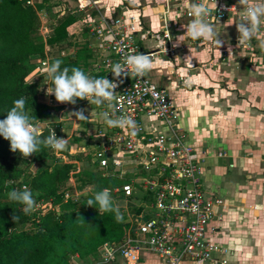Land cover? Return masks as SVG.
<instances>
[{"label": "built area", "instance_id": "obj_1", "mask_svg": "<svg viewBox=\"0 0 264 264\" xmlns=\"http://www.w3.org/2000/svg\"><path fill=\"white\" fill-rule=\"evenodd\" d=\"M65 1L68 0L54 2L53 12L58 16L63 15L66 10L80 12L83 15V26L96 40L92 47L95 57L90 62L89 76L105 77L118 83L111 104L105 102L94 107L100 113L114 112L113 118L130 115L139 129L135 136H131L127 130L110 128L104 123L93 139L95 150L91 152V156L96 159L94 164L97 168L106 170L110 165V170L121 177V167L129 164L133 174H141L132 178L131 183L125 182L114 187L112 192L118 191L126 199L133 195L135 188L139 187L143 191L141 203L133 205L142 207L138 213H131L127 205H121L127 223L122 238L116 244H101L98 260L94 264H110L117 257L126 264H135L144 254L156 256L161 264H229L230 250L211 238L223 220L226 200L221 196H206L203 192L200 178L206 154L194 149L178 132V106L165 88L155 84L147 76L140 78L129 74L116 78L109 70V66L116 62L123 64L129 54L142 53L152 57L163 54L174 58L177 49L183 50L186 46L181 44L173 47L177 38L172 33L179 28L187 34L186 29L194 18L188 7L189 0H161V10L157 12L159 27L154 31L144 30L139 11L112 16L103 10L102 0H72L74 4L64 10L67 6ZM25 3L33 5L34 1L26 0ZM243 12L244 8L238 4V0H217V9L213 10L215 16L208 19L210 22H239ZM178 18L182 19L180 24L176 21ZM164 21H168V31L164 28ZM235 22L232 23L235 30L232 46L220 50L218 58L224 61L235 54L236 50L250 51L254 48L258 49L260 59L264 62V19L258 35L244 45H238L239 34ZM40 30H43V35L42 32L39 33L44 37L49 28L45 24L40 26ZM168 32L172 39L165 40L164 52L158 46V37L167 38ZM145 40H152L153 45L144 49ZM46 64L45 57L40 61L39 72ZM49 97L52 105L64 108L68 104L57 102L54 95ZM81 100L92 102L91 99ZM85 117L88 122L95 121L88 114ZM144 118L154 119L158 122V127L150 128L143 122ZM40 123H44V126H39ZM54 123L43 121L35 125L42 127L41 130L46 128L49 135V126H52L55 134L57 132ZM78 149L85 151L83 145ZM116 153L121 155L117 156ZM215 155L221 156L223 153L216 152ZM67 196L66 193L65 198Z\"/></svg>", "mask_w": 264, "mask_h": 264}, {"label": "trees", "instance_id": "obj_2", "mask_svg": "<svg viewBox=\"0 0 264 264\" xmlns=\"http://www.w3.org/2000/svg\"><path fill=\"white\" fill-rule=\"evenodd\" d=\"M25 1L0 0V120L6 118L15 100L23 98L25 111L35 124L48 120L51 110H63L62 106L39 101L41 91L36 81L27 84L40 74L39 64L47 53L45 47H57L55 53H48L47 64L59 59L61 69L78 67L88 75L95 53L86 39L88 33L80 12L66 10L61 16L50 12L49 31L43 37L39 33L38 13L50 10L54 3L39 0L29 5ZM75 23L82 29L80 42L69 40L68 29ZM82 102L76 98V103ZM85 123L81 120L83 126ZM54 126L57 132L61 128L59 122ZM42 132L43 137L48 136L46 128ZM78 140L72 138L74 143ZM69 157L79 160V156ZM85 157L86 161L90 158L89 154ZM76 168L74 162H64L50 147L41 146L40 152L24 157L18 150L11 151L10 142L0 136V264H74V258H97L104 242H120L127 225L126 214L116 203V199L123 198L122 194L112 189L125 182L110 170V165L106 170L96 164ZM69 177L73 186L67 184ZM25 185L32 191L36 204H41L30 214L23 212L22 204L8 199L10 191L22 190ZM85 187L88 190L84 193L74 194ZM104 188L110 190L123 222L117 223L113 213H99L98 205H86L94 192ZM131 197L135 195L126 199L130 202ZM128 205L134 214L142 208ZM13 216L18 219L14 221Z\"/></svg>", "mask_w": 264, "mask_h": 264}, {"label": "crops", "instance_id": "obj_3", "mask_svg": "<svg viewBox=\"0 0 264 264\" xmlns=\"http://www.w3.org/2000/svg\"><path fill=\"white\" fill-rule=\"evenodd\" d=\"M104 1L103 10L112 16L128 12L122 11L121 4L105 6ZM154 1L137 9L144 30L159 27L161 0ZM181 20L176 21L180 24ZM212 23L224 41L219 50L203 39L191 40L176 28L172 34L183 39L178 45L186 47L177 49L174 58L154 55L157 67L146 76L165 88L178 106V132L184 140L206 154L201 187L206 196L226 200L215 236L230 250L229 264H264V62L254 48L236 50L221 61L219 51L232 46L235 30L231 21ZM152 45V40L143 42L144 49ZM161 61L171 69L164 70ZM143 122L150 128L158 127L152 118ZM146 258L161 264L150 254H144L135 264H149ZM110 264L126 263L117 257Z\"/></svg>", "mask_w": 264, "mask_h": 264}, {"label": "clouds", "instance_id": "obj_4", "mask_svg": "<svg viewBox=\"0 0 264 264\" xmlns=\"http://www.w3.org/2000/svg\"><path fill=\"white\" fill-rule=\"evenodd\" d=\"M134 2L138 3L139 0H134ZM238 4L244 8V12L239 22H234L239 34L238 45H244L260 32L262 19H264V0H238ZM188 7L194 18L186 29L187 37L193 41L203 39L211 42L219 50L224 41L221 38V33L208 19L210 16H215L213 10L217 9V0H198L195 3L189 0ZM167 22L164 21V28L168 31ZM166 39H172L169 32L167 38L158 37V46L163 48L164 52ZM180 42H183V39H176L173 47H176ZM61 64L62 61L57 59L42 66L38 75H46L52 85L46 89L45 95H54L55 100L61 103L75 104L76 98H80L88 101L91 99L96 105H102L105 102L111 104L116 93L114 89L118 87L117 82L110 81L105 77L92 78L78 67L61 69ZM160 64L164 70L171 69V65H165L162 61ZM156 67L151 55L136 53L126 55L123 64L116 62L110 65L109 70L116 78L129 76V74L133 77L144 78ZM162 74H166V71ZM31 82L32 79L27 84ZM71 114L78 120L86 121L88 119L82 110ZM100 115L110 128L118 127L127 130L131 136H135L139 130L135 119L130 115L113 118L115 113L111 111H105ZM0 136L10 142L11 151L18 150L24 157L40 152L41 146L50 147L54 151L60 152L66 150L68 144L66 139L57 138L52 126H49V135L43 137L41 128L33 123V118L25 111L23 98L15 100L14 106L7 111L6 118L0 120ZM90 191L92 190L90 189ZM8 199L22 204L25 214H30L36 208L34 195L27 185L22 190L10 191ZM86 205H98L99 213H113L117 223L123 222L124 217L119 207L114 204L111 192L107 188L94 192L93 196L87 200ZM16 219L18 218L13 216V220Z\"/></svg>", "mask_w": 264, "mask_h": 264}, {"label": "rangeland", "instance_id": "obj_5", "mask_svg": "<svg viewBox=\"0 0 264 264\" xmlns=\"http://www.w3.org/2000/svg\"><path fill=\"white\" fill-rule=\"evenodd\" d=\"M35 1H39V0H33ZM54 2H59V0H50V3H54ZM105 2V1H104ZM151 2H155L154 0H139L138 3L134 2L133 0H106L105 2V6H111L113 4H121L122 7V11H138V7L143 5H150ZM160 2L156 0V3ZM67 6L64 7V10H66V7L68 8V6H72L74 4V2L72 0H68L64 2ZM161 3V2H160ZM137 4V5H135ZM140 4V5H138ZM116 6V5H115ZM125 8V9H124ZM54 8L53 6L51 7L50 10H43V11H39L38 13V18H39V28L41 25H47V22L51 21V16H50V12H53ZM121 11V12H122ZM116 13V12H115ZM120 13V11L118 12ZM117 13V14H118ZM69 30L70 33V37L69 40L70 41H82V29L80 27L79 23H75ZM39 32H42L43 35V30H40ZM86 39L88 40V42L91 44V47H94V45L96 44V40L94 39L93 36H91L90 34H88L86 36ZM45 50H47L46 53V58H47V62H48V56L51 52L55 53L57 50V47H52V48H47L45 47ZM73 49H71L72 51ZM63 53V52H61ZM46 76H41V75H34L32 78H30V80L32 79V81H36L39 84V90L40 95L38 97L39 101H43L46 102L47 104H50L51 106H55L52 105V101L50 100L49 95H45L46 89L49 87L48 83L46 82ZM47 83V84H46ZM95 104L93 102H82L81 104L79 103H75V104H69L66 105V109L63 110H57L55 111L54 109L50 111V116L48 118V120L44 121V122H55L58 123L59 125H61V128L58 129V132H56L57 134V138H64L67 140L68 144H67V149L64 150L66 151V153H64V151H54V154H56V156H59L62 158V160L64 162H74V164L77 166V168H82L83 166H90V164H94V162H96V159L91 156V152L95 150V144L93 143V139L96 137V131L98 130V128L103 127L104 125V120L101 117V113L99 111V109L97 107H94ZM63 108V106H62ZM61 108V109H62ZM82 110L84 115H89V117L95 119V121L91 120L90 122L85 121V125L83 126L81 124V120H78L74 115H72L71 113L75 112V111H79ZM94 113H97L96 115H94ZM54 123V124H55ZM39 126H44V123H40ZM42 128V127H41ZM78 138V142L74 143L72 141V138ZM83 145L85 147V151H81L79 148V146ZM90 154V158L88 159V161H86V157L85 155ZM117 156H120L121 153H116ZM69 156H79V160H73L71 159V157ZM34 168V166H31L30 169L32 170ZM76 168V169H77ZM123 171V174H121L122 176L120 178V180H123V182H130L131 183V179L134 177H139L141 176L140 173H136L133 174L132 171L130 170V165L129 164H124L121 167V170ZM67 184L73 186L74 182L72 177L68 178ZM136 186V185H135ZM88 190V187L83 188L80 191H75V193L77 195L84 193L85 191ZM133 195H135V197H131L130 198V202L125 199V198H120V199H116V203L119 206H125L127 204H129L128 206L131 205H135V204H139L141 203V197L143 194V191L138 187L135 188L133 190ZM76 195V196H77ZM41 206V204H36V207ZM217 231V230H216ZM216 231L214 234H216ZM212 234L211 238L214 241H217L216 236ZM98 258V255H97ZM97 258H92L89 260L86 259L85 261H79L77 259H72L71 262L74 264H94L97 261ZM147 260V258H146ZM146 263L149 264H159L156 262L151 263L150 260H147Z\"/></svg>", "mask_w": 264, "mask_h": 264}]
</instances>
